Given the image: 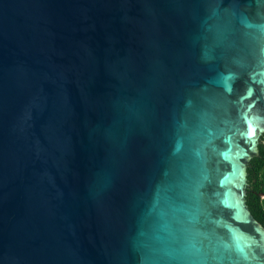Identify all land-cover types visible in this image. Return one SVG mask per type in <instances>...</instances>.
I'll use <instances>...</instances> for the list:
<instances>
[{"label": "water", "instance_id": "water-1", "mask_svg": "<svg viewBox=\"0 0 264 264\" xmlns=\"http://www.w3.org/2000/svg\"><path fill=\"white\" fill-rule=\"evenodd\" d=\"M264 0H0V264H264Z\"/></svg>", "mask_w": 264, "mask_h": 264}, {"label": "trees", "instance_id": "trees-1", "mask_svg": "<svg viewBox=\"0 0 264 264\" xmlns=\"http://www.w3.org/2000/svg\"><path fill=\"white\" fill-rule=\"evenodd\" d=\"M246 205L264 227V144L260 156L247 168Z\"/></svg>", "mask_w": 264, "mask_h": 264}]
</instances>
